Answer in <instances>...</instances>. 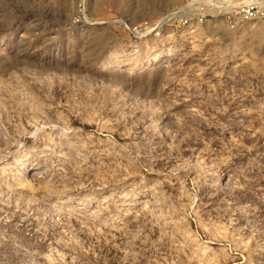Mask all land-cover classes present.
Wrapping results in <instances>:
<instances>
[{"label":"rangeland","instance_id":"obj_1","mask_svg":"<svg viewBox=\"0 0 264 264\" xmlns=\"http://www.w3.org/2000/svg\"><path fill=\"white\" fill-rule=\"evenodd\" d=\"M187 2L0 0V264H264V27Z\"/></svg>","mask_w":264,"mask_h":264},{"label":"built area","instance_id":"obj_2","mask_svg":"<svg viewBox=\"0 0 264 264\" xmlns=\"http://www.w3.org/2000/svg\"><path fill=\"white\" fill-rule=\"evenodd\" d=\"M183 27L204 25L209 20L225 18L231 28L236 22H257L264 27V0H188Z\"/></svg>","mask_w":264,"mask_h":264},{"label":"bare ground","instance_id":"obj_3","mask_svg":"<svg viewBox=\"0 0 264 264\" xmlns=\"http://www.w3.org/2000/svg\"><path fill=\"white\" fill-rule=\"evenodd\" d=\"M207 27H205V28H207V29H210L211 27H212V30L210 31V33L211 34H218L219 33V30H221L222 29V25H221V23H220V20L218 19V20H212V21H210V22H208V24L206 25ZM171 52H172V50H169L168 51V56H170V54H171ZM167 56V55H166ZM163 59H164V57L160 54V53H155V54H153L149 59H148V61H147V65L148 64H157V63H159V62H161V61H163ZM122 67H121V65L120 64H117V65H115L114 66V69L115 70H120ZM133 69V68H132ZM130 70V69H129ZM131 71V70H130ZM34 175H36V176H39V175H42V174H40V173H35Z\"/></svg>","mask_w":264,"mask_h":264}]
</instances>
